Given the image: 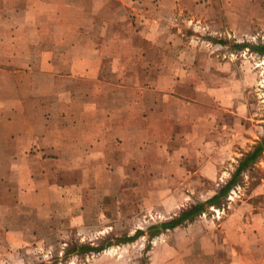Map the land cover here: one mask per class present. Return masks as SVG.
I'll use <instances>...</instances> for the list:
<instances>
[{
  "label": "crops",
  "instance_id": "0c3cea01",
  "mask_svg": "<svg viewBox=\"0 0 264 264\" xmlns=\"http://www.w3.org/2000/svg\"><path fill=\"white\" fill-rule=\"evenodd\" d=\"M197 1L0 0V263L21 231L48 222L51 187H83L99 171L220 176L226 88L209 90L225 112H207L196 97L210 65L189 67L208 61L181 63L175 45H155L166 20ZM255 198L219 224L207 254L228 247L230 264H264V202ZM30 209L36 220L20 212Z\"/></svg>",
  "mask_w": 264,
  "mask_h": 264
},
{
  "label": "rangeland",
  "instance_id": "374dc122",
  "mask_svg": "<svg viewBox=\"0 0 264 264\" xmlns=\"http://www.w3.org/2000/svg\"><path fill=\"white\" fill-rule=\"evenodd\" d=\"M166 26L168 34L158 36L155 45H175L177 51L173 53L181 63L187 59L208 61L206 67L191 65V72L206 73L210 65V77L198 83L201 89L203 85L207 89L200 90L196 97L198 106L214 113L220 109L222 115L223 105L209 90L226 88L225 116L231 129L222 141L225 146L219 147L221 153L215 152L221 157L220 176L175 179L174 170L169 168L162 179L146 169L140 176L131 174L123 180L119 176H102L99 171V180H88L83 187H51L45 196L51 204L48 222H40L35 231L30 226L21 231L23 241L13 244L14 248L3 247L6 256L0 264H230L228 247L219 248L214 255L207 254L209 236L214 233L222 237L219 224L227 225L226 218L232 213L246 211L255 197L264 202V151L240 174L218 206L208 207L191 223L166 229L152 238L141 235L129 239L137 230L146 231L167 222L182 210L212 197L262 140L264 54L258 53L256 47L264 46V0H198L193 11L178 10L166 20ZM173 53L168 56L174 58ZM185 70L183 65L182 73ZM210 150L212 153L216 149ZM16 212L35 220L40 214L35 209ZM85 246L103 249L84 251ZM243 261L250 258L244 257Z\"/></svg>",
  "mask_w": 264,
  "mask_h": 264
},
{
  "label": "trees",
  "instance_id": "16d2710c",
  "mask_svg": "<svg viewBox=\"0 0 264 264\" xmlns=\"http://www.w3.org/2000/svg\"><path fill=\"white\" fill-rule=\"evenodd\" d=\"M256 50L258 53L264 54V46H258L256 47ZM263 151H264V136L262 140L259 141L255 145V147L250 152H248L247 155L240 161V164L236 169L231 180L228 181L224 186H222L216 194H214L212 197H210L204 202L198 203L196 205H192L182 210V212L178 216L174 217L173 219L167 222L161 223L159 225H153L152 227H149V229H147L146 231L142 229L137 230L136 233L132 237H130L129 241L134 240L141 235H148L149 238H152L156 235H159L161 232H163L166 229H173L175 227L183 226L186 223L195 219L197 215L204 213L208 207L218 206V204L222 201V199L227 196L231 188L234 185H236L240 177V174L248 167H250L253 163H255ZM102 249L103 247H93V246L83 247L84 251H100Z\"/></svg>",
  "mask_w": 264,
  "mask_h": 264
}]
</instances>
